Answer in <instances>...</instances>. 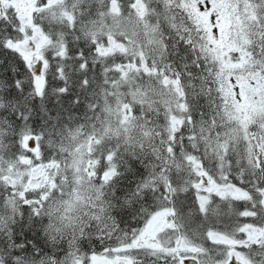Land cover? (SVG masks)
Here are the masks:
<instances>
[{
	"label": "snow or ice",
	"instance_id": "snow-or-ice-1",
	"mask_svg": "<svg viewBox=\"0 0 264 264\" xmlns=\"http://www.w3.org/2000/svg\"><path fill=\"white\" fill-rule=\"evenodd\" d=\"M0 264H264V0H0Z\"/></svg>",
	"mask_w": 264,
	"mask_h": 264
}]
</instances>
